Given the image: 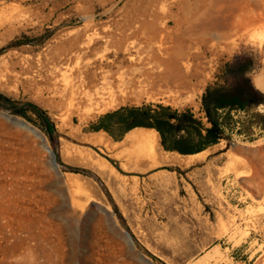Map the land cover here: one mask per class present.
I'll use <instances>...</instances> for the list:
<instances>
[{
	"label": "rangeland",
	"instance_id": "374dc122",
	"mask_svg": "<svg viewBox=\"0 0 264 264\" xmlns=\"http://www.w3.org/2000/svg\"><path fill=\"white\" fill-rule=\"evenodd\" d=\"M159 2L0 0V58H50L78 34L84 38L96 29L106 36L98 39L106 59L97 71L116 76L130 62H189L201 79L180 101L129 96L102 113L55 105L48 94L37 100L14 82L0 86L20 106L37 105L53 128L48 133L33 111L26 118L0 101V264H264V104L253 110L263 115L253 118L261 123L253 126V140L234 135L196 156L180 154L178 163L152 166L151 150L115 155L82 140L96 132L90 125L100 115L125 105L187 107L203 118L207 85H226L235 75L227 64L250 60L248 75L264 92V0H169L164 8ZM133 22L144 29L135 60L115 54L117 30L103 31ZM156 44L160 54L146 50Z\"/></svg>",
	"mask_w": 264,
	"mask_h": 264
},
{
	"label": "bare ground",
	"instance_id": "6f19581e",
	"mask_svg": "<svg viewBox=\"0 0 264 264\" xmlns=\"http://www.w3.org/2000/svg\"><path fill=\"white\" fill-rule=\"evenodd\" d=\"M173 3H170L171 6H176L177 3L175 1ZM167 4L169 0H160L158 6L164 8ZM151 20H157L156 16ZM141 26L143 25L133 22L116 27L107 26L103 31L117 30L121 40L115 54L121 52L128 55L131 60H135L143 50L137 41L138 33L144 31ZM83 29L85 30L86 27ZM161 31L157 28L153 30L159 37L162 35ZM80 34L67 42L62 52H56L50 58L42 54L34 57L16 53L0 58V86L14 82L36 94L37 100L43 99L44 94H48V101L55 105L67 104L71 108L84 110L85 113L90 111L102 113L114 108L119 101L129 96L137 101L143 99L180 101L188 89L192 86L197 89L196 86L201 84L199 71L195 72L196 74L192 73L189 62L183 66H162L145 62L137 65L130 62L125 65L126 69L121 65L122 70H119L116 76L97 71L102 61L106 59L104 52L106 47L100 45L98 39L106 36H100L96 29L94 34H87L84 38ZM146 50L160 54L162 47L161 44H156V46H148ZM91 54L98 55V60L85 63L80 61L83 56ZM194 78L197 81L195 83L192 82ZM260 80H257V84L262 86ZM159 139V133L155 129L144 127L127 132L120 142H114L102 130L82 138L89 143L117 151L115 155H124L134 148L138 151L151 150L154 154L152 166L181 162L182 155L164 151ZM157 148L161 149V152L156 155ZM46 150L53 159V152L49 146H46ZM199 153L187 156L192 157ZM102 162L105 163V160ZM214 253L217 251L215 250ZM210 256L211 254L208 257Z\"/></svg>",
	"mask_w": 264,
	"mask_h": 264
},
{
	"label": "trees",
	"instance_id": "16d2710c",
	"mask_svg": "<svg viewBox=\"0 0 264 264\" xmlns=\"http://www.w3.org/2000/svg\"><path fill=\"white\" fill-rule=\"evenodd\" d=\"M226 69L233 72L230 83L218 82L207 85L201 96L203 118L197 117L190 108H173L162 103H142L125 105L106 112L91 123L93 131L103 130L115 140L135 127L153 128L160 136L164 150L182 155H192L204 151L220 140H230L234 135L252 139L253 126L261 124L253 118L263 116L253 110L264 104V92L257 89L250 77L251 61L227 64ZM0 101L6 103L11 112L26 118L28 111L37 114L44 129L52 133L49 117L34 103L19 105L18 101L0 92ZM245 112V119L237 118L234 113ZM117 131L118 133H114ZM79 171V169L71 168Z\"/></svg>",
	"mask_w": 264,
	"mask_h": 264
},
{
	"label": "crops",
	"instance_id": "0c3cea01",
	"mask_svg": "<svg viewBox=\"0 0 264 264\" xmlns=\"http://www.w3.org/2000/svg\"><path fill=\"white\" fill-rule=\"evenodd\" d=\"M136 128H139V127H135V128H133V129H136ZM132 130V129H131ZM131 130H129V131H131ZM99 131H101V130H99ZM128 131V132H129ZM96 132H98V131H96ZM127 133V132H126ZM125 133V134H126ZM125 134L123 135V137L120 139V140H115L112 136H109L113 141H115V142H120V141H122L123 139H124V136H125Z\"/></svg>",
	"mask_w": 264,
	"mask_h": 264
},
{
	"label": "water",
	"instance_id": "95a60500",
	"mask_svg": "<svg viewBox=\"0 0 264 264\" xmlns=\"http://www.w3.org/2000/svg\"><path fill=\"white\" fill-rule=\"evenodd\" d=\"M56 160H57V156L55 153H53V162L56 163ZM127 236L130 238L129 234H127Z\"/></svg>",
	"mask_w": 264,
	"mask_h": 264
}]
</instances>
